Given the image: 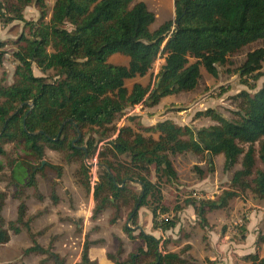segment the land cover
<instances>
[{
    "label": "trees",
    "instance_id": "trees-1",
    "mask_svg": "<svg viewBox=\"0 0 264 264\" xmlns=\"http://www.w3.org/2000/svg\"><path fill=\"white\" fill-rule=\"evenodd\" d=\"M33 4L42 13L38 23L27 22L23 15ZM174 7V20L152 30L155 14L136 0H55L48 22L47 0H0L2 22L21 21L29 27V35L21 38L25 45L14 55L18 66L13 84L0 83V156H8L7 147L14 146L23 160L13 175L15 185L21 186L29 178L27 187H34L36 174L29 171L45 159L47 148L64 153L71 162L81 161L85 179L80 184L89 192L90 168L85 160L98 159L93 218L114 208L111 222L116 223L130 209L123 231L131 241L142 242L126 260L115 257L116 264H196L138 228L139 211L144 207L152 211L155 230L167 232L177 227L175 218H162L170 212L162 204V181L171 184L178 179L173 157L193 154L212 165L214 157L223 156L226 172L240 165L218 200L187 201L203 227L208 212L227 209L232 200L245 194L264 202V84L254 94L242 91L233 97L236 110L231 119L216 109L198 112V118L216 122L202 129L183 128L172 120L144 126L139 116H126L138 105L155 107L166 97L194 91L202 67L218 78L220 67L231 56L264 41V0H174ZM115 54L127 57L128 65L109 63ZM160 57L165 62L157 76L161 78L158 88L153 92L150 86L135 83L129 90L126 82L145 77ZM263 63L264 47L248 53L239 68L250 91L256 90L263 77ZM34 65L44 77L34 75ZM49 72H54V81L45 77ZM123 118L127 123L119 128ZM85 130L98 138L83 149L84 138L81 136L78 145L72 138ZM258 160L262 168H257ZM3 167L0 163V169ZM198 173L202 179L205 173L200 169ZM5 198L0 195V245L10 242L11 231L19 234V226L30 230L25 203L19 207L17 221L6 222ZM53 200L57 204L55 195ZM134 227L139 230L137 236ZM258 241L263 243L264 238ZM90 249L86 242L77 264H98L91 259ZM33 253L47 255L50 250L33 237V246L25 254ZM244 260L264 264L257 254Z\"/></svg>",
    "mask_w": 264,
    "mask_h": 264
},
{
    "label": "rangeland",
    "instance_id": "rangeland-1",
    "mask_svg": "<svg viewBox=\"0 0 264 264\" xmlns=\"http://www.w3.org/2000/svg\"><path fill=\"white\" fill-rule=\"evenodd\" d=\"M144 2L150 11L156 16V22L152 30L158 29L162 24L173 21L175 18L174 0H136ZM55 0H47L48 22L51 19ZM24 18L27 22L38 23L42 13L33 4L25 9ZM29 35V27L25 22L14 21L5 24L0 19V83L12 85L15 71L18 66L14 55L25 44L22 37ZM264 47V41H259L247 46L242 52L229 58L227 65L220 67L219 76H211L202 67V78L198 87L188 93L172 95L161 100L160 104L152 107L138 105L129 109L126 116L139 115L145 126H154L159 121L171 119L179 126L202 129L216 125L210 118L197 117L198 112L208 109H216L227 119L233 118L232 112L236 110L233 97L242 91L251 94L258 92L264 84L263 77L256 83V90L250 91L244 86L239 68L245 62L248 53ZM164 58H158L152 70L143 78H135L126 82L130 90L135 83L150 86L153 91L158 82V74L164 64ZM195 62L194 59L190 61ZM109 63L127 66L129 59L122 55H113ZM36 77H44V74L36 65L33 67ZM54 81V72H49L45 77ZM52 77V78H51ZM251 82V81H250ZM252 83V82H251ZM1 102V101H0ZM124 118L117 124L126 125ZM147 135V134H145ZM84 138L83 148L96 134L85 130L81 133ZM157 138V135L155 136ZM73 144L78 145V138H72ZM8 156L1 157L0 163V195H5L3 216L7 223L17 221L18 210L22 203L28 208L27 219L30 230L19 226L21 232L10 233L11 239L8 244L0 245V264H77L81 261L84 245H90V256L98 264H116L114 258L126 260L132 252H137L142 246L139 240L131 241L124 233L123 228L128 224L130 209H125L116 223L111 220L115 216V209L110 208L97 219L93 218L95 202L90 198L99 177L98 159L85 160L90 168L91 191H87L82 184L85 174L81 172V161L72 159L64 153H58L47 148L46 157L41 163H35L30 173L35 172L36 185L27 187V179L21 186L15 185L13 175L19 162H23L22 155L14 148L7 147ZM174 167L178 173V179L173 183H165L163 179V206L170 212L162 218H175L177 227L159 235L162 244L168 245L167 249L172 252H183L185 258L195 261L196 264H253L245 261L244 257L257 254L264 258V242L258 240L264 238V202L256 199L251 193L230 202L227 209L208 212L207 224H200L195 210L187 204L188 200H213L216 201L230 186L232 174L240 169L237 165L231 172L224 170L225 159L216 156L212 159V165L204 157L193 154L179 155L172 158ZM44 163V164H43ZM203 170L204 177L201 179L198 169ZM257 168H262L259 160ZM212 169V171H211ZM152 182H157L154 170L151 172ZM30 176V174L28 175ZM94 180V184L92 183ZM139 191L140 187L133 186ZM58 199L54 203L53 196ZM180 208L179 211H176ZM257 216L255 229L249 227V220ZM261 217L263 219H261ZM250 218V219H249ZM153 214L149 208H142L138 216V228L150 234L153 231ZM135 236L139 230L134 227ZM151 235V234H150ZM33 237L37 242L50 250L49 254H30L25 251L33 246ZM191 246L189 251L186 248ZM120 251L123 253L120 255Z\"/></svg>",
    "mask_w": 264,
    "mask_h": 264
},
{
    "label": "crops",
    "instance_id": "crops-1",
    "mask_svg": "<svg viewBox=\"0 0 264 264\" xmlns=\"http://www.w3.org/2000/svg\"><path fill=\"white\" fill-rule=\"evenodd\" d=\"M116 55H119V54H116ZM127 58V57H126ZM137 115V114H136ZM137 116H141V114H139V115H137ZM166 120H172V118L171 119H166ZM159 122H161V121H159ZM158 122V123H159ZM155 125V124H154ZM145 126V125H144ZM153 126V125H152ZM153 181V180H152ZM153 183H155V182H153ZM133 186H137V185H131V187L133 188ZM139 187V186H138ZM90 198H93V192L91 193V195H90ZM93 201H94V198H93ZM250 219V218H249ZM257 219V216H252L251 217V219L249 220V227H248V230L250 229V227L251 228H253V229H255V225H256V220ZM261 219H263L262 217H261ZM153 228V231L154 232H152V233H150L151 235H153L154 237H156L157 239H161V238H159V235H160V233H161V235L162 234H164L165 232H162L161 230H155L154 229V227H152ZM145 232V231H144ZM168 232V231H167ZM146 233V232H145ZM162 240V239H161ZM166 245H168L167 244V242H166ZM91 250V249H90ZM176 253H178V252H176ZM91 254V253H90ZM91 257V256H90ZM92 260H94L93 258H91ZM95 261V260H94ZM106 264H110L109 262H108V260L105 262Z\"/></svg>",
    "mask_w": 264,
    "mask_h": 264
},
{
    "label": "water",
    "instance_id": "water-1",
    "mask_svg": "<svg viewBox=\"0 0 264 264\" xmlns=\"http://www.w3.org/2000/svg\"><path fill=\"white\" fill-rule=\"evenodd\" d=\"M160 82H161V78L158 79V82H157V84H156V89L158 88ZM153 92H154V91H153ZM146 101H148V99H147ZM41 134H43V132H41ZM80 138H81V135L78 136V140H79ZM83 149H85V148H83ZM43 164H44V163H43Z\"/></svg>",
    "mask_w": 264,
    "mask_h": 264
},
{
    "label": "built area",
    "instance_id": "built-area-1",
    "mask_svg": "<svg viewBox=\"0 0 264 264\" xmlns=\"http://www.w3.org/2000/svg\"><path fill=\"white\" fill-rule=\"evenodd\" d=\"M96 160V159H95ZM93 184H94V180H93V182H92Z\"/></svg>",
    "mask_w": 264,
    "mask_h": 264
}]
</instances>
